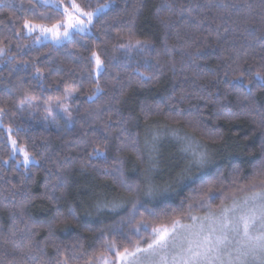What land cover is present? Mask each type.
I'll list each match as a JSON object with an SVG mask.
<instances>
[{"label": "trees", "instance_id": "obj_1", "mask_svg": "<svg viewBox=\"0 0 264 264\" xmlns=\"http://www.w3.org/2000/svg\"><path fill=\"white\" fill-rule=\"evenodd\" d=\"M75 2L88 12L109 7L89 32L36 43L25 22L55 25L65 20L63 10L43 0H0V236L9 235L14 216L25 229L23 209L36 222L32 238L46 264L64 257L69 264L115 263L105 240L114 239L122 251L131 246L126 237L146 242L151 227L167 217L208 211L198 204L188 209L195 194L182 176L210 180L208 172H218V186L231 192L234 167L238 184L251 175L264 142V87L256 77L264 75V0ZM130 38L150 44L123 47ZM93 53L102 61L99 73ZM55 103L67 106L71 122L62 116L53 121ZM150 129L166 140L155 139L148 153ZM169 130L195 141L209 168L189 165ZM11 137L33 162L20 164L12 156ZM210 203L217 211L222 201ZM60 213L67 219L56 224ZM48 224L54 225L51 240ZM10 262L41 264L21 258L0 238V264Z\"/></svg>", "mask_w": 264, "mask_h": 264}, {"label": "snow or ice", "instance_id": "obj_2", "mask_svg": "<svg viewBox=\"0 0 264 264\" xmlns=\"http://www.w3.org/2000/svg\"><path fill=\"white\" fill-rule=\"evenodd\" d=\"M44 2L47 3L48 0H44ZM53 2L62 4L63 0H53ZM108 7L109 4L105 3L88 12L83 11L75 0H70L62 14L67 20L62 35L68 37L70 35L69 28L83 30L85 21L79 18L80 15L87 17V23H91L94 15ZM69 8L74 11H70ZM74 13L79 15H74ZM158 18L165 25L169 23L168 17ZM24 27L28 28L29 31H33L35 27H40L42 33L50 31L54 37L61 35L58 31V25H53L49 29L40 25H32L31 22L26 21ZM149 44L148 41L140 40L133 43L130 38L129 43L123 47L144 49ZM0 53H3L2 48H0ZM93 58L97 69H99L102 66L99 55L93 53ZM141 76L145 80L151 79L149 76H144L143 73ZM256 77L261 86L264 87V75L258 72ZM242 82V75L236 78V84ZM250 83L251 81H249ZM245 87L247 88V85ZM97 91H100L99 85H97ZM66 92L70 94L71 90L66 89ZM2 111L0 109V112ZM15 143L13 141V145ZM94 152L100 154L98 149H94ZM260 152L259 160L251 162L252 172L244 183L238 184L240 169L238 166L233 168L234 175L229 185L231 192H226L222 186H218V172L209 171L208 176L212 177L210 180H206L204 176H182L180 178L181 181L184 179L190 181L188 186L191 193L195 194V196H190L192 203L188 204V209L190 210L194 204H198L201 208L206 207L208 209L206 215L202 217L193 216L190 211H187L186 213L181 212L180 217H167L166 220L151 227V235L143 246L140 240L133 243L130 237H126L131 246L123 247L122 251L114 239L105 240V247L115 251L116 261L119 264H264V142L261 143ZM28 160L29 155L25 152V162ZM194 164L201 170L209 168V160L205 154L197 155ZM121 183L127 190H133V186L127 181L122 180ZM197 183H199V187H191ZM237 192L250 193V195L237 197ZM149 195H152L151 190ZM217 198H221L222 203L219 209L214 211L210 202ZM228 199L232 201L230 206L225 203ZM135 210L136 204H133V212ZM185 215L191 220V223L182 222ZM66 219L60 213L56 216L55 223H64ZM73 219H75L74 214ZM19 220L25 224L26 230L17 228L18 221L14 216L9 235L0 236V238L5 244H11L13 251H18L21 258L40 259L41 264H46L42 259L43 247L32 238L34 235L32 230L37 226L36 222L30 215L25 216L23 209L20 211ZM141 223L145 229L148 228L146 223L143 221ZM44 226L40 225V227ZM53 227V224L47 225L48 240H51L54 235ZM140 231V227L135 229L137 235ZM56 247L59 252V246ZM57 264H69V258L64 257L62 260H58ZM105 264H107L106 261Z\"/></svg>", "mask_w": 264, "mask_h": 264}, {"label": "rangeland", "instance_id": "obj_3", "mask_svg": "<svg viewBox=\"0 0 264 264\" xmlns=\"http://www.w3.org/2000/svg\"><path fill=\"white\" fill-rule=\"evenodd\" d=\"M47 4L55 5L58 8L62 9L63 11H64V8L66 7L64 4L54 3L53 0H48ZM69 10L70 11H74L71 8H69ZM74 15H79V14L78 13H74ZM96 15L93 16L92 21H93V19H94V17ZM79 18L81 20L85 21V23L83 25V30H77V29H74V28H69L70 35L68 37H64L62 35V33L64 31V28L67 25L66 18H65L64 21L55 24V25L59 26L58 31L61 33V35L59 37H54L53 33L50 32V31L42 33L40 27H35L33 31H29L28 28H26V29H27V33L28 34L34 36V39H35L36 43H41V42H46V41H51V42H54V43H62L64 41H66L67 39H69L71 37L72 33L75 32V31H80V32H83V33L91 31L90 29H91L92 21H91V23H87V17L82 16V15H80ZM31 24L32 25H40V26H43V27L49 28V29L53 27V25L50 26V25H45V24H41V23L40 24L31 23ZM101 69H102V66L99 69H97V67H96V72L99 73L101 71ZM50 114L52 116L53 121H55L56 123H57V119L59 118V116L66 117L68 119V122L69 121L71 122V119H72V117H71V115H70V113L68 111L67 106L64 105V104L63 105H60L58 103L53 104L50 107ZM48 120L49 119H46V123L47 124L50 123ZM166 134L168 135L169 138H171L174 141H177L181 145V149H180L181 154H183L185 157H190L191 160H190L189 165H195L194 164V160H195L196 156L199 155V150L197 149L199 147L198 144L195 141H193V140H189L187 137H185V135H181L179 133L172 132L170 130L167 131ZM159 138H161V140H166L165 139V134L157 136V135L154 134V131H152L151 129H150L149 132L146 133L145 146H146V150H148V153L152 152L153 147H154V143L153 142H155V139L158 140ZM13 141H15V140L11 137L12 156L13 157H19V163L20 164L29 165L31 162H33V159L30 156H29V160L27 162H25V152H26L25 149L22 148V147H19L16 143H15V145H13ZM148 156L150 157V154H148ZM246 195H250V193H248ZM243 196H245V195H243ZM243 196H240V197H243ZM228 205L230 206L231 202L228 203ZM207 212L208 211H206L203 214H195L193 216L202 217V216L206 215ZM182 222L183 223H191V220L182 221ZM146 242L141 243L142 246ZM105 261L107 262V264H119L118 261L113 263L111 258H104L101 261H99L98 264H105Z\"/></svg>", "mask_w": 264, "mask_h": 264}]
</instances>
